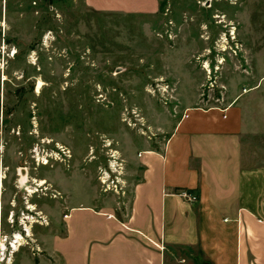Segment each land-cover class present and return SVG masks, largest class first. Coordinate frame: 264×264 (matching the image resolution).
Instances as JSON below:
<instances>
[{
    "label": "rangeland",
    "instance_id": "374dc122",
    "mask_svg": "<svg viewBox=\"0 0 264 264\" xmlns=\"http://www.w3.org/2000/svg\"><path fill=\"white\" fill-rule=\"evenodd\" d=\"M183 49L190 57L171 52ZM203 61L218 83L253 67L264 73V0H160L152 14L102 11L89 0H0L3 231L19 228L7 217L19 215L25 196L47 218L36 226L53 225L46 204L63 202L58 184L64 175L76 178L67 181L75 195H93L96 187L126 212L141 167L124 150L131 139L153 149L166 143L169 133L158 119L178 105L168 73L177 63L193 68L202 87L210 79ZM103 170L111 172L108 191ZM36 226L25 248L38 259Z\"/></svg>",
    "mask_w": 264,
    "mask_h": 264
},
{
    "label": "crops",
    "instance_id": "0c3cea01",
    "mask_svg": "<svg viewBox=\"0 0 264 264\" xmlns=\"http://www.w3.org/2000/svg\"><path fill=\"white\" fill-rule=\"evenodd\" d=\"M89 2L102 11L143 14L160 5ZM171 52L190 57L189 50ZM254 70L223 83V106L232 104L224 113L197 108L201 83L194 69L172 66L178 105L158 119L169 133L166 143L153 149L131 139L124 150L141 167L126 212L96 187L93 195H75L67 181L76 178L64 175L58 184L63 202L46 204L53 225L36 226L38 259L22 247L13 264H264V73ZM181 190L198 200H185Z\"/></svg>",
    "mask_w": 264,
    "mask_h": 264
},
{
    "label": "built area",
    "instance_id": "2783aa9c",
    "mask_svg": "<svg viewBox=\"0 0 264 264\" xmlns=\"http://www.w3.org/2000/svg\"><path fill=\"white\" fill-rule=\"evenodd\" d=\"M225 39L226 41H228L227 37ZM231 39L234 38L231 36ZM223 60L224 58H222V60H218L219 65H217V69H219L220 64L224 62ZM202 68L206 71L208 77L211 80L209 79V84L204 83L202 85V91L200 92L199 98L200 107L197 108H205L207 110H220L226 113L232 105L228 104L223 106V103L225 102L224 94L226 91V85L223 83H218L217 78L216 80H212V71L208 61H203ZM217 88H219V94L214 97L212 92H214ZM185 116L187 117L188 114L186 113ZM111 166L112 170L116 169L113 168L112 164ZM110 178L111 172L103 170L101 175V181H105L104 183L108 184ZM111 181L112 184H116L115 181H113L112 179ZM109 186L110 185L108 184V187H106L107 191L109 190ZM179 195L189 202H196L198 200L195 194L187 190H181L179 192ZM24 198L27 201H25V207L20 210L19 215H16L15 211H10L7 217V222L11 226H14L17 220L19 228L10 233H5L2 229V223H0V264H13V258L15 253L18 252L22 247L29 245V243L33 240L32 234L34 227L36 225L48 224V221L46 220L47 218H45L42 214H39V212L36 211L34 204L29 201L28 196H25ZM29 239L32 240L29 241Z\"/></svg>",
    "mask_w": 264,
    "mask_h": 264
},
{
    "label": "bare ground",
    "instance_id": "6f19581e",
    "mask_svg": "<svg viewBox=\"0 0 264 264\" xmlns=\"http://www.w3.org/2000/svg\"><path fill=\"white\" fill-rule=\"evenodd\" d=\"M14 54H15V52H14ZM43 85V82H39V85H38V88H40L41 86ZM113 168H116V166H115V162H113ZM115 171H116V169H115ZM103 182H105V181H103ZM21 183L23 184V185H25V187L27 188V186H28V182H27V178H26V169L25 168H22V171H21ZM42 183H44V181H42L41 182V184ZM29 190V192H31V193H33L34 192V190H32L31 188L30 189H28Z\"/></svg>",
    "mask_w": 264,
    "mask_h": 264
}]
</instances>
